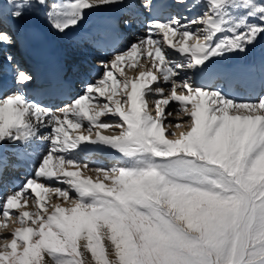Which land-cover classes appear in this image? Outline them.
<instances>
[{
    "label": "snow or ice",
    "instance_id": "snow-or-ice-1",
    "mask_svg": "<svg viewBox=\"0 0 264 264\" xmlns=\"http://www.w3.org/2000/svg\"><path fill=\"white\" fill-rule=\"evenodd\" d=\"M40 16L77 80L18 57ZM262 38L264 0H0V264H264V57L224 63Z\"/></svg>",
    "mask_w": 264,
    "mask_h": 264
},
{
    "label": "bare ground",
    "instance_id": "bare-ground-1",
    "mask_svg": "<svg viewBox=\"0 0 264 264\" xmlns=\"http://www.w3.org/2000/svg\"><path fill=\"white\" fill-rule=\"evenodd\" d=\"M24 31L27 30L28 28H30L35 34L40 35V34H47V36L51 37L53 40L54 37V33H56L53 29L50 28V26L48 25V23L46 22V20L40 16V17H36V18H30V19H26L24 21L21 22ZM129 36H131L132 38V34L130 33ZM58 39H68V35H61L58 33ZM264 57V38H262L257 45L255 46V48L250 49L249 54L247 56H242V55H237V56H233L230 57L228 60L229 62H233V61H237L238 63L242 64L243 60H259L260 58ZM11 83V82H10ZM9 86V82L5 83V87ZM102 155V154H99ZM107 156V155H104ZM103 156V157H104ZM102 157V156H100ZM92 163L90 164V166H95V165H109L111 160H103L101 163H96V161L92 160ZM29 166H31L32 168L34 167L33 164L29 163L27 164ZM93 178H95V175L93 174Z\"/></svg>",
    "mask_w": 264,
    "mask_h": 264
},
{
    "label": "rangeland",
    "instance_id": "rangeland-1",
    "mask_svg": "<svg viewBox=\"0 0 264 264\" xmlns=\"http://www.w3.org/2000/svg\"><path fill=\"white\" fill-rule=\"evenodd\" d=\"M126 73H127V75H134V74H135L134 71H133V70H130V69H126ZM106 134H112V133H111V130H109V132L106 133ZM91 159H92V158H91Z\"/></svg>",
    "mask_w": 264,
    "mask_h": 264
}]
</instances>
